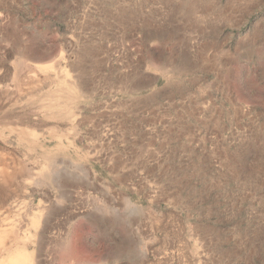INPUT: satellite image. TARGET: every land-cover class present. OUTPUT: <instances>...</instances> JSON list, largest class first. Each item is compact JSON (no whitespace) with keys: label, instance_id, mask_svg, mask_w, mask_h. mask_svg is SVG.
<instances>
[{"label":"rangeland","instance_id":"374dc122","mask_svg":"<svg viewBox=\"0 0 264 264\" xmlns=\"http://www.w3.org/2000/svg\"><path fill=\"white\" fill-rule=\"evenodd\" d=\"M16 251L264 264V0H0V264Z\"/></svg>","mask_w":264,"mask_h":264},{"label":"bare ground","instance_id":"6f19581e","mask_svg":"<svg viewBox=\"0 0 264 264\" xmlns=\"http://www.w3.org/2000/svg\"><path fill=\"white\" fill-rule=\"evenodd\" d=\"M196 1H197V0H196ZM204 6H205V5H204ZM131 25H132V24H131ZM135 87H136V86H135ZM133 88H134V86H133ZM50 174H51V173H50ZM52 181H53V180H52ZM14 252H15V251H14ZM15 255H17V257L15 256V257H16V258H15V259H16V262L18 261L17 264H22L21 261H20V253L16 251ZM80 264H81V263H80Z\"/></svg>","mask_w":264,"mask_h":264},{"label":"crops","instance_id":"0c3cea01","mask_svg":"<svg viewBox=\"0 0 264 264\" xmlns=\"http://www.w3.org/2000/svg\"><path fill=\"white\" fill-rule=\"evenodd\" d=\"M66 4L68 3V1L67 2H65ZM69 9V8H68ZM195 131H197V130H195ZM77 264H80V263H77ZM81 264H85V263H81Z\"/></svg>","mask_w":264,"mask_h":264}]
</instances>
